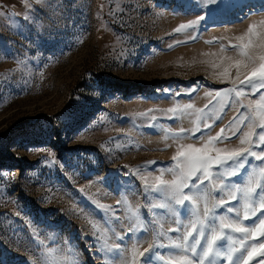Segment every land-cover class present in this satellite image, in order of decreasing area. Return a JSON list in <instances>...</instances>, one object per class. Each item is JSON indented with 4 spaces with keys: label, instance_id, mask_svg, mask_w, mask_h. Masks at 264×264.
<instances>
[{
    "label": "rangeland",
    "instance_id": "374dc122",
    "mask_svg": "<svg viewBox=\"0 0 264 264\" xmlns=\"http://www.w3.org/2000/svg\"><path fill=\"white\" fill-rule=\"evenodd\" d=\"M262 22L264 0H0V264H173L194 225L218 237L205 264L247 260L264 237L222 225L264 217V145L238 139L264 131V88L241 83L262 62ZM236 116L240 131L210 144ZM248 147L176 203L186 158Z\"/></svg>",
    "mask_w": 264,
    "mask_h": 264
},
{
    "label": "snow or ice",
    "instance_id": "6c2138e0",
    "mask_svg": "<svg viewBox=\"0 0 264 264\" xmlns=\"http://www.w3.org/2000/svg\"><path fill=\"white\" fill-rule=\"evenodd\" d=\"M196 22H192V24L189 25H180L176 31H180L184 28H191L194 26ZM264 23V22H262ZM252 27L249 26L248 33L252 32ZM241 48L247 47V45H241ZM242 56H245L249 63L253 61V57L249 55L247 52H241ZM261 64L259 69H256L253 67L252 72L249 76L245 77V80L242 81V84H246L249 86V90L254 95L256 91H258L260 88H264V55L260 57ZM247 66V65H246ZM259 73V75H257ZM226 92H235V95L237 97H240L244 90L243 89H228L225 90ZM211 94V93H209ZM220 93L217 92V96H219ZM253 103L258 104V113L261 118V123L259 124V127L261 129H264V95H261L259 97L258 101H253ZM244 119L246 117L242 116H236L233 117V119L229 122V125H226L224 128H221L220 132L216 134L215 137L209 138V143L217 142V143H223L225 140H230L231 136H235L237 132L240 131L239 125L243 124ZM212 125L208 124L207 121H205L204 127L210 128ZM200 129L197 128L195 131H199ZM195 131L192 133V135H195ZM231 133V135H229ZM251 132H245L242 136H239L238 139L240 140V144H255L256 147H261L264 145V131H261L257 133L258 141L251 139ZM199 139V137H197ZM188 148L195 152H200L199 149H193L192 145H189ZM217 155L215 157H212L211 155L207 154V152H204L203 154H200L194 158H186L184 165L181 166V173L183 178L179 183L173 182V185L171 187V191L173 193V196L176 200L177 204H182L185 201L189 199L187 195L182 194V189L184 187L188 186V180H190L196 173H199V177L197 179L203 180L204 178L211 177L214 173L211 171L213 169V166H216L217 168H223L225 165H228L229 162H232L236 164L239 167H243V157L245 154L247 155H253V152L250 147L248 148H239L236 150H227V149H217ZM223 151L225 155H220V152ZM180 153H178L179 155ZM255 159L258 161H264V151L260 153H255ZM175 160L176 157H173ZM234 174V170H233ZM251 183V181H250ZM193 187H196V185H193ZM254 189L252 187H248L245 197H249L251 194L254 193ZM264 196V193L261 194ZM233 200H235V195H233ZM221 204H223V201H220ZM215 206V205H214ZM249 207L248 204H245V208L247 209ZM259 208L264 210V202H261L259 204ZM227 211L229 213H233L235 210L232 207H228ZM253 209V214H254ZM209 212V209L205 208V216L207 217V214ZM249 218V213L246 211L243 219L247 220ZM211 227V226H210ZM222 227H229L234 232H239L241 234H244L245 237L248 236V234H251L253 238L257 237V234L259 237H264V217L258 218V224H253L251 226H242L239 222L238 218L233 219L232 223H229L227 225H222ZM175 231H179V228L174 229ZM194 232H196L195 225L193 226L192 230L187 231L186 234L183 237V244L179 242V237H177V242L172 245L174 248V251L169 254V259L173 261V264H192L191 259L187 256V253L190 251L193 256L197 257V260L195 264H205L206 258L209 256L210 253L213 252V245L215 244L217 240L216 235H212L210 238H205V230L203 228L200 229V231L194 235ZM192 238L191 241L189 238ZM205 239V244L201 245V240ZM155 247V245H150L149 249ZM259 247L261 249H264V243H259L256 245H253L251 250L247 251V260H243V253H241V256L237 257L235 261H232L231 264H240V261L243 260V264H248V261L253 259L254 253L256 252V248ZM149 249H145V252H148ZM143 255V253H141ZM260 256H264V251L259 253ZM149 257H145L143 261H141V264H148ZM208 264H215L214 260H209ZM257 264H264V260H260L257 262Z\"/></svg>",
    "mask_w": 264,
    "mask_h": 264
}]
</instances>
